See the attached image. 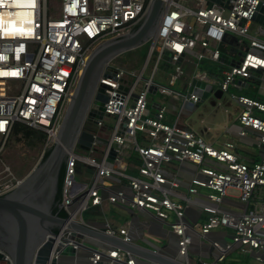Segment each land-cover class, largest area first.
Masks as SVG:
<instances>
[{"label": "built area", "instance_id": "obj_1", "mask_svg": "<svg viewBox=\"0 0 264 264\" xmlns=\"http://www.w3.org/2000/svg\"><path fill=\"white\" fill-rule=\"evenodd\" d=\"M259 1L223 0L230 5L226 8L218 4L206 7V0H186L184 5L170 0L157 32L149 40L150 52L140 71L133 74L124 67L109 64L116 70L115 78L101 76L99 84L104 85L107 95L105 117L112 122L106 124L103 119L95 125L105 128L107 135L93 133L110 141L115 156L109 158V148L101 144L103 148L96 158L94 154L100 144L95 141L88 154L75 149L68 156L61 201L69 218L83 222V213L105 199L110 204L151 211L161 221L172 216L169 228L177 237L176 257L189 260V247L193 236H197L208 239L216 263L232 264L226 255L234 247L264 263V39L260 37L264 28L255 24V35H248L253 25L251 16ZM148 2L0 0V143L4 144L15 122H23L42 130L45 148L50 146L91 49L105 39L130 31L143 17ZM187 2L195 7H188ZM225 33L248 36L242 58L234 65L218 61L217 44ZM166 50L171 52L168 71L162 59ZM179 57L182 61L178 63ZM184 61L195 66L191 79L210 84L214 89L239 90L236 79L242 83L248 80L256 87V97L238 95L236 101L241 106L238 122L242 129L238 136L245 135V129L257 134L259 159H239L233 141H224L222 148H215L179 124V115L184 112L182 102L190 100L195 104L199 100L188 88L174 89L183 74ZM204 64L217 65L214 73H209ZM151 84L156 86V94L180 102L172 123L165 121L164 105L151 112L152 97L150 102L147 100ZM122 122L124 127L119 131ZM131 152L139 157L138 164L127 161ZM81 162L92 167L91 173H85L89 176L83 179L77 178V164ZM183 163L194 169L188 193L199 196L198 189L202 187L211 192L192 199L176 191L179 182L174 169ZM130 166L133 173L127 172ZM20 180L0 176V196L11 191ZM117 183L124 187L116 189ZM225 196L237 197L241 209L223 208ZM190 206L205 212L206 219L188 221L185 210ZM103 227L106 233L118 232L123 239L131 240L125 226L117 231L107 224ZM219 228L231 231L227 242L209 237ZM70 233V229L63 227L55 238L69 239L66 245L76 247ZM97 249L99 252H90L86 257L80 254L84 249H77L73 257L62 256L53 249L46 264L52 258L70 257L76 262L71 264H97L100 260L109 264H138L137 258L126 251L100 246ZM0 264H12L2 250Z\"/></svg>", "mask_w": 264, "mask_h": 264}, {"label": "water", "instance_id": "obj_2", "mask_svg": "<svg viewBox=\"0 0 264 264\" xmlns=\"http://www.w3.org/2000/svg\"><path fill=\"white\" fill-rule=\"evenodd\" d=\"M169 1L149 0L143 17L133 25L130 31L105 39L91 49L69 97L56 136L52 144L47 147L49 150L47 156L40 159L31 172L23 177L11 191L0 196V250L8 254L12 264H46L53 249L67 257H73L77 249L99 252L97 249L99 244L126 251L150 264H219L216 263L212 255L211 261H203L201 257L194 259L191 255L189 260L170 256L152 242L146 241L139 244L125 240L122 236L106 233L102 225H93L89 219L82 217L83 222H79L68 216L61 217L51 212L60 167L63 162H67L70 154L75 153V149L89 151L95 141L109 148V158L115 156V151L108 139L95 135L92 131L84 128L86 122L96 125L102 122L105 117L104 104L107 101V95L104 92V85L99 84V78L101 76L115 78L116 70L109 67L112 60L150 40L151 36L157 32L161 16ZM177 1L182 5L186 2V0ZM262 1L264 0H260L256 5L251 20L264 28V4ZM228 2L206 0L205 5L211 7L213 4H218L230 8ZM241 22H244V19ZM228 36V33H225L217 44L218 61L224 65H234L241 60L245 48L229 51L226 47ZM230 36L235 39L234 35ZM149 52L150 46L143 66ZM162 59L170 62L171 52L164 51ZM181 61L182 57H179L177 62ZM128 78L132 77L128 76ZM235 83L239 84L241 91L249 88L256 91V87H252L248 80L242 83L236 79ZM188 92L199 96L197 104L190 100L182 102L183 108L190 110V115L195 111L198 103L205 100L211 93H222L221 90L214 89L210 84L195 79H191ZM149 93L153 96L156 95L155 85H150ZM161 106L152 97L151 109L153 111L151 112L160 109ZM194 121H196L195 117ZM123 127L122 122L119 131H122ZM60 207L63 209L62 201ZM54 227H57L58 230L63 227L70 229L69 237L74 239L73 243L76 247L66 245V242L69 241L66 238L57 241L55 238L57 232L52 230ZM85 237L95 241V244L86 243ZM71 257L70 259L52 258L50 264L76 263L72 261ZM103 257L110 259L106 254H103ZM80 262L87 263L85 260H80ZM97 264H103V261L100 260Z\"/></svg>", "mask_w": 264, "mask_h": 264}, {"label": "crops", "instance_id": "obj_3", "mask_svg": "<svg viewBox=\"0 0 264 264\" xmlns=\"http://www.w3.org/2000/svg\"><path fill=\"white\" fill-rule=\"evenodd\" d=\"M248 35L250 36L255 35V31L253 30V28L249 30ZM231 37L232 36L230 35L228 36L227 38L228 42L226 43V47L228 48L229 51H232L233 49L236 50L244 49L245 46L247 45L248 36L235 37V39ZM260 37L264 39V30ZM183 63H188V66L190 67L187 70L183 69V74L180 75L176 80V83L174 85V89L176 90H184L188 88L189 83L191 81L192 73L195 68L194 64L190 61L188 62L184 61ZM191 67L193 68V70H191ZM252 87L254 86L252 85ZM247 92L254 95L255 91L249 88ZM153 100L158 101L160 105H164L167 108V111H165V121L172 123L173 120L176 118L177 114H175V111L176 112L178 111L180 102L162 95H159L158 99H155L153 96ZM240 108L241 106L239 105V111ZM239 111L234 116L235 120L234 119L229 120L222 128L223 133H221L220 135L214 138L209 136L208 133L205 132V130L200 126L199 123H195V125H193V123L188 122L187 118L190 115L189 109H184V112H182L179 115L178 122L181 126L194 132L196 135L201 137L206 143L212 146L215 145L221 147L224 141H233L236 144L235 152L237 153L239 159H245L249 161L257 160L260 157V147L258 145L257 134L251 129H245V135L238 136V132L242 129V126L238 122ZM174 170L177 174L178 182H179V186L178 188H176V191L178 193L186 194V196L192 199H198L201 195H205L207 193L206 191H204L203 187L198 189L200 194L199 196L188 193L187 188L189 185V179L190 176L193 174V170H194L191 164L183 163L180 167H177ZM77 171H78L77 178L79 179H83L89 176L85 174L86 173L85 168L78 167ZM89 179L90 178H86L87 181H89ZM121 187L124 186L119 183L115 185L116 189ZM221 206L227 209H241L242 203L235 196L233 197L225 196L223 198V202L221 203ZM97 207H99V209L101 210V216L97 218L94 217L93 219H89L90 221H93L94 223H98L100 226L107 224L115 231H117V229L120 226H125L128 229L131 241H134L139 244H143L144 242L149 241L148 239L144 238V234L147 233L152 238L163 241L162 242L163 244L162 245L159 244L160 246L159 245L158 246L161 247V250L165 254L170 256H177V245H176L177 237L175 234H173L170 231L169 228V223L172 220V216H170L165 221H161L157 219L154 213H152L151 211H146L134 207H126V206H118V205L110 204L105 199L102 200V202ZM105 213H107V215H105ZM185 217L190 222H195V221L200 222L207 217V214L203 211L196 209L193 206H190L185 210ZM230 234L231 231L229 229L219 228L212 231L209 234V237L218 240L220 243H224L229 240ZM116 235H119L118 232H116ZM85 240L86 243H88L89 245L95 244V241L87 237H85ZM156 243L157 242H155L154 244ZM205 244L207 245V247L204 246ZM99 246L109 247L102 244H99ZM206 250L208 251L212 250V247L209 244L208 239H199L197 236H193L192 243L189 247L190 255L194 259H198L204 255ZM236 251L239 250H237V248L234 247L230 252H228L226 257H229V255L232 256V253H235ZM80 252L81 255L85 257L90 253L89 251H80ZM246 257H248V255H246ZM137 260H138V264H150L138 258ZM103 264H108V263L104 261Z\"/></svg>", "mask_w": 264, "mask_h": 264}, {"label": "rangeland", "instance_id": "obj_4", "mask_svg": "<svg viewBox=\"0 0 264 264\" xmlns=\"http://www.w3.org/2000/svg\"><path fill=\"white\" fill-rule=\"evenodd\" d=\"M187 5L191 8L195 7L194 3L190 4L187 2ZM256 26L257 25L253 23V25H251L250 27V30L252 28L254 30ZM149 45L150 42L148 41L142 46L138 47L139 50L137 51L130 52L128 53V55L125 54L127 52L122 53L114 58L111 63L119 65L126 69H132L129 71H131L133 74H136L140 71V68L145 60ZM141 58H144L143 61L141 60ZM181 67L187 70L190 66H188V63H182ZM191 70H193L192 67ZM145 74L147 75V72ZM159 81L166 83L165 80L159 79ZM238 95H246L250 97L257 96H253L247 91H241L234 88H231L226 92L222 91V93L220 94L211 93L205 100L198 103L195 111L187 118L188 122L193 123V125H195V123H199L200 126L205 130V132L213 138L220 135L221 133H223L222 128L225 126V124L229 120L234 119V116L239 111L240 104L236 101V97ZM151 97L153 96H147L148 102L151 101ZM154 98L158 99L159 94L154 95ZM194 117L196 118V121H194ZM104 121L106 124H109L112 122V119L104 117ZM1 138L2 137H0V140ZM213 146L215 148L223 147V145L221 147L215 145ZM45 147L46 145L44 141L39 142L35 138L20 141L15 137L9 135L5 139L3 145L0 143V176H2V178L9 177L14 179H22L27 174H29L31 170L38 164L44 153V150L46 149ZM204 191H206L207 193L211 192V190L207 188H204ZM105 215H107V213H105ZM94 217V214L90 213L89 211L83 213L84 219H93ZM144 238L154 243L157 242V245L163 244V241L156 240L147 233L144 234ZM206 244L204 245L205 247H207ZM211 255V251L206 250L201 259L203 261H211ZM246 255L248 254L236 251L235 253H232V256L229 255L227 259L233 261L232 264H264L262 262L256 261L255 259H252L250 255H248V257H246Z\"/></svg>", "mask_w": 264, "mask_h": 264}, {"label": "trees", "instance_id": "obj_5", "mask_svg": "<svg viewBox=\"0 0 264 264\" xmlns=\"http://www.w3.org/2000/svg\"><path fill=\"white\" fill-rule=\"evenodd\" d=\"M137 50H139V48L131 50V51H128L125 54L128 55V53L133 52V51H137ZM145 52H146V49H145ZM143 57H144V55H143ZM143 59L141 58L142 61H143ZM142 61H141V63H142ZM204 63H206V62H204ZM215 66H217V65H213L212 66V65H209V64H204V67L207 69V71L209 73H214L213 70H214ZM163 67L165 68L166 71L170 70V65L167 62L164 64ZM127 70H132V69H127ZM159 79H161V78H159ZM88 124H90V123H88ZM86 125H87V122H86L84 128H86L89 131L102 134L103 136L107 135V131H106L105 128H100V127H97L95 125H93L91 128H87ZM10 136H13L17 140H20V141L21 140H28V139H31V138H35L39 142L45 141V133L42 130L30 127V126H28L27 124H25L23 122H15L12 125L11 131H10ZM102 148H103V146L100 144L98 146V148H97L96 153L94 154V156L96 158H99V151ZM48 152H49V150L46 148L44 150V153H43L41 159H44L47 156ZM88 152L89 151H82V153H84V154H88ZM127 161L131 162L134 165V164H138L140 162V159H139V157L137 156L136 153L131 152L130 155L127 157ZM65 165H66V163L63 162L61 167H60V170H59V173H58L57 185H56V192H55L54 200H53V203H52V206H51V212L53 214H57L58 216H61V217H66L67 216L66 212L60 207L61 198H62V185H63V179H64V175H65ZM77 167L85 168L87 173H91V171H92V167H90L89 165H86V164H84L82 162L78 163ZM133 170H134L133 167L130 166V169L128 171L133 173ZM88 211L90 213L94 214V216L96 218L101 216V210L97 206L90 208ZM52 230L54 232H57L58 229H57V227H54V228H52Z\"/></svg>", "mask_w": 264, "mask_h": 264}, {"label": "flooded vegetation", "instance_id": "obj_6", "mask_svg": "<svg viewBox=\"0 0 264 264\" xmlns=\"http://www.w3.org/2000/svg\"><path fill=\"white\" fill-rule=\"evenodd\" d=\"M88 123H89V122H87V125H86V127H87V128H91V127L93 126V124H91V123H90V124H88ZM85 124H86V123H85ZM84 126H85V125H84Z\"/></svg>", "mask_w": 264, "mask_h": 264}]
</instances>
